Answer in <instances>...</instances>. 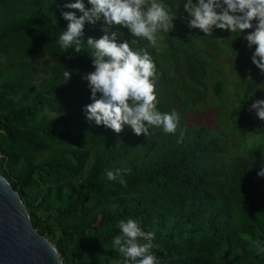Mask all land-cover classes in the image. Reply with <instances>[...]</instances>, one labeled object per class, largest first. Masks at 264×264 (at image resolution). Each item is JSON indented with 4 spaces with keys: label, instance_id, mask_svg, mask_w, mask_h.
I'll return each instance as SVG.
<instances>
[{
    "label": "trees",
    "instance_id": "16d2710c",
    "mask_svg": "<svg viewBox=\"0 0 264 264\" xmlns=\"http://www.w3.org/2000/svg\"><path fill=\"white\" fill-rule=\"evenodd\" d=\"M74 2L0 0V175L33 228L63 264H125L112 241L129 218L155 234L151 254L159 264H264V177L257 175L264 168V121L249 114L251 86L238 100L233 126L259 144L227 156L221 136L181 122L197 112L208 76L191 38L208 36L199 30L183 38L176 18L153 47L116 26L117 43L137 39L132 47L147 50L156 65L158 111L175 110L180 121L175 134L149 126L146 137L130 126L119 134L97 126L86 119L93 101L83 77L95 70L87 40L101 38L102 21L85 23L81 53L61 48L58 36L68 26L62 12L76 11L64 4ZM162 2L188 23L186 0ZM213 34L227 42L238 36L215 28ZM64 69L72 73L67 81ZM221 89L218 81L212 86L215 95ZM117 169L120 176L108 180L107 171Z\"/></svg>",
    "mask_w": 264,
    "mask_h": 264
},
{
    "label": "clouds",
    "instance_id": "9594fccd",
    "mask_svg": "<svg viewBox=\"0 0 264 264\" xmlns=\"http://www.w3.org/2000/svg\"><path fill=\"white\" fill-rule=\"evenodd\" d=\"M91 5L86 10L82 0L66 3L64 7L76 11L62 12L68 21L67 30L58 36L60 47H74L79 54L84 49L79 39L84 35L87 22L95 25L102 21L101 38H88L87 47L93 49L90 56L94 71L86 74L93 101L85 107L86 119L103 125L119 134L124 126H130L137 136L149 134V126L162 127L165 133L175 134L180 115L175 110L161 113L157 109L155 83L158 78L156 65L147 50L134 49L137 39L117 43L122 36L113 31L116 26L127 28L135 38H144L150 46L157 45V33H168L174 28L176 13L171 11L162 0H88ZM184 11L190 17L188 26L199 29L205 36H211L213 28L243 33L250 30L243 38L248 48L255 45L251 62L264 74V0H186ZM256 21L255 25L253 21ZM163 39V37H160ZM234 57L238 53L233 52ZM72 73L64 69L67 81ZM97 93L100 98L97 99ZM255 111L257 117L264 121V100L255 101L249 111ZM181 131V140L183 138ZM178 142H180L178 140ZM128 172L130 170H123ZM121 170H109L108 180H116ZM264 177V168L257 173ZM123 182V181H121ZM120 235L114 237L112 244L125 257V264H159L151 254L155 246L153 232H145L135 219L121 220L118 224ZM144 241L139 243L138 241Z\"/></svg>",
    "mask_w": 264,
    "mask_h": 264
},
{
    "label": "rangeland",
    "instance_id": "374dc122",
    "mask_svg": "<svg viewBox=\"0 0 264 264\" xmlns=\"http://www.w3.org/2000/svg\"><path fill=\"white\" fill-rule=\"evenodd\" d=\"M176 18L179 20L177 26L184 34L183 38L199 36V29L190 28L180 14H176ZM250 31L251 29L245 30L241 34L231 32L238 36H231L230 42L223 40L222 34L208 36L205 42L191 38L206 63L208 76L202 90L201 104L196 108L197 112H186L181 122L185 125H204L207 130L221 136L228 145L227 156L236 151L243 152L248 147L259 144L251 136L239 137L233 126L239 111L238 100L247 84L251 86L249 109L255 101L264 100V74L251 62L256 46L248 48L247 41L243 38ZM232 51L238 55L234 57ZM176 65L182 70L180 61ZM217 81L222 89L220 94L215 95L212 86ZM249 114L256 113L253 110L249 111ZM261 142L264 143V139ZM232 144L234 146H230Z\"/></svg>",
    "mask_w": 264,
    "mask_h": 264
},
{
    "label": "water",
    "instance_id": "95a60500",
    "mask_svg": "<svg viewBox=\"0 0 264 264\" xmlns=\"http://www.w3.org/2000/svg\"><path fill=\"white\" fill-rule=\"evenodd\" d=\"M0 264H63L55 247L33 228L18 193L2 175Z\"/></svg>",
    "mask_w": 264,
    "mask_h": 264
}]
</instances>
